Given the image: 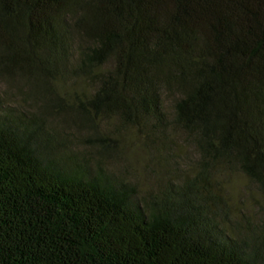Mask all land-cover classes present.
I'll list each match as a JSON object with an SVG mask.
<instances>
[{"label": "trees", "instance_id": "obj_1", "mask_svg": "<svg viewBox=\"0 0 264 264\" xmlns=\"http://www.w3.org/2000/svg\"><path fill=\"white\" fill-rule=\"evenodd\" d=\"M0 91V264H264V0H0Z\"/></svg>", "mask_w": 264, "mask_h": 264}, {"label": "rangeland", "instance_id": "obj_2", "mask_svg": "<svg viewBox=\"0 0 264 264\" xmlns=\"http://www.w3.org/2000/svg\"><path fill=\"white\" fill-rule=\"evenodd\" d=\"M0 93H2V92L0 91ZM145 158H146L145 153L143 151H140V150H135L129 156V160L131 162V165H133L135 168L141 167L143 164V161L145 162ZM239 197H241L240 194H239ZM241 198H242V200L247 201V200H245V197H241ZM250 202L251 201H249V203Z\"/></svg>", "mask_w": 264, "mask_h": 264}]
</instances>
